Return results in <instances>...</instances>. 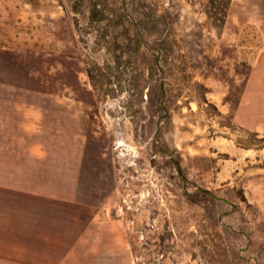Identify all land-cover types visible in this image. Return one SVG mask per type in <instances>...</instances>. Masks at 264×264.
<instances>
[{"label":"rangeland","instance_id":"374dc122","mask_svg":"<svg viewBox=\"0 0 264 264\" xmlns=\"http://www.w3.org/2000/svg\"><path fill=\"white\" fill-rule=\"evenodd\" d=\"M33 144L98 264H264V0H0V148Z\"/></svg>","mask_w":264,"mask_h":264},{"label":"crops","instance_id":"0c3cea01","mask_svg":"<svg viewBox=\"0 0 264 264\" xmlns=\"http://www.w3.org/2000/svg\"><path fill=\"white\" fill-rule=\"evenodd\" d=\"M12 152L0 148V264H98V249L86 244L97 217L67 213L75 198L37 189L36 175L49 173L40 144ZM71 184L76 197L77 179Z\"/></svg>","mask_w":264,"mask_h":264},{"label":"trees","instance_id":"16d2710c","mask_svg":"<svg viewBox=\"0 0 264 264\" xmlns=\"http://www.w3.org/2000/svg\"><path fill=\"white\" fill-rule=\"evenodd\" d=\"M176 166H177V170H178L179 173L181 174L180 167L178 166V164H177Z\"/></svg>","mask_w":264,"mask_h":264}]
</instances>
